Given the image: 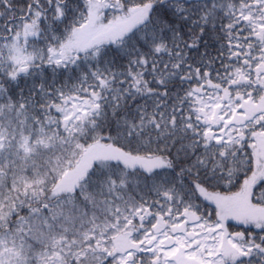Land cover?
<instances>
[{
	"label": "snow or ice",
	"instance_id": "6c2138e0",
	"mask_svg": "<svg viewBox=\"0 0 264 264\" xmlns=\"http://www.w3.org/2000/svg\"><path fill=\"white\" fill-rule=\"evenodd\" d=\"M0 264H264V0H0Z\"/></svg>",
	"mask_w": 264,
	"mask_h": 264
},
{
	"label": "trees",
	"instance_id": "16d2710c",
	"mask_svg": "<svg viewBox=\"0 0 264 264\" xmlns=\"http://www.w3.org/2000/svg\"><path fill=\"white\" fill-rule=\"evenodd\" d=\"M207 39V38H206ZM215 47H216V42L214 39H209L208 40V51L215 54ZM201 52L204 51V48L201 47L200 49ZM236 230H239L238 228Z\"/></svg>",
	"mask_w": 264,
	"mask_h": 264
}]
</instances>
